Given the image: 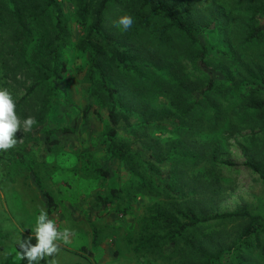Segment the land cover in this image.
<instances>
[{"label":"rangeland","instance_id":"374dc122","mask_svg":"<svg viewBox=\"0 0 264 264\" xmlns=\"http://www.w3.org/2000/svg\"><path fill=\"white\" fill-rule=\"evenodd\" d=\"M58 1L62 25L70 32L65 39L67 46L59 52L58 61L65 64L62 79L52 83L54 91L42 85L41 91L27 99V106L23 105L25 113L17 115L21 130L14 134L18 143L11 150L18 159L7 150L0 151V264H27L26 259H17V242L35 235L36 218L42 211L59 232L73 233L67 243L56 242L58 252L45 258L50 264H176L177 259L169 255L135 253L133 250L139 220L150 206L170 200L183 201L173 196L180 194L158 190L175 177L190 181L196 175L200 179L198 185L208 187L205 190L207 196L213 190L217 193L214 194V208L207 214L246 208L251 214L260 215L263 222L264 184L246 162L264 156V122L257 119L255 112L246 110L240 100L250 89L257 87L252 85L251 88L235 77L223 87L218 86L216 93H206L186 116L190 130H180L166 122L134 126L140 122L138 116L131 117L129 122H120L116 138L128 142L130 149L139 153L143 161V167H138L139 175L131 179L130 166L107 152V132L111 126L109 107L102 99L90 94L86 73L88 58L73 48V42L80 34V27L72 17L74 5L68 0ZM242 1L228 0L220 5L223 13L217 11L216 15L219 14L221 19L201 35V40L213 49L228 54L233 52L243 61H259L264 56V42L252 46L241 44L243 25L248 21V16L236 13ZM206 2L209 3L201 0L199 5L203 7ZM201 16L207 18L208 14ZM256 24L264 27V11L257 14ZM49 26L51 28L52 23ZM207 60L208 69H214L218 64L213 52L208 54ZM194 69L190 66L185 70L187 75L192 73L193 80L203 76L202 71ZM17 79L23 80L19 76ZM13 81L4 78L0 67V89H7L17 102L24 95L27 84ZM260 94L264 98L263 86H260ZM149 100L156 106L169 104L164 94L155 92H150ZM29 117L35 121L30 128L23 124ZM159 147L163 149L164 160L156 157ZM213 151L218 163L215 167ZM87 157L91 163L108 171V176H99L92 170L86 172L83 166ZM211 170H215L218 184L212 181ZM34 174L54 199L55 208L50 212L35 185ZM139 178L152 183V188L138 191ZM175 184L170 186L175 188ZM112 189H122L119 197L124 200L112 198ZM100 196L112 198L108 211L97 201ZM243 225L244 222L224 220L198 226L197 239L203 252L217 255V251L237 240ZM93 228L97 232V246L92 243ZM203 235H206L204 240ZM260 238L264 240V232L260 233ZM31 243H36L34 237ZM259 253L255 248L245 251L246 264H264V255ZM220 260L221 264H233L223 255Z\"/></svg>","mask_w":264,"mask_h":264},{"label":"trees","instance_id":"16d2710c","mask_svg":"<svg viewBox=\"0 0 264 264\" xmlns=\"http://www.w3.org/2000/svg\"><path fill=\"white\" fill-rule=\"evenodd\" d=\"M68 1L74 5L72 17L80 27L73 48L88 58L89 92L109 107L111 126L107 132V152L117 161L130 166L131 179L139 175L138 167H143L141 155L130 149L128 142L117 139L116 135L117 125L129 122L133 116L140 118L139 124L134 126L146 127L166 122L177 129L190 130L186 116L199 98L211 91L216 93L218 86L223 87L238 77L251 88L252 85L257 87L250 89L240 100L246 110L255 112L257 119L264 122V98L260 94V86L264 87V56L259 61H243L233 52H221L201 40V35L221 19L216 13H223L220 5L228 0H208L209 3H204L203 7L199 5L201 0ZM262 11L264 0H243L238 5L236 13L248 16L243 25L242 45L264 42V27L256 24L257 14ZM205 13L208 17L202 18ZM122 15L134 17V25L128 31L115 26ZM62 17L58 0H0V67L5 79L27 84L24 95L15 102L17 115L25 113L23 105L27 106V99L41 91L44 88L42 85L54 91L53 84L62 79L65 64L59 63V52L67 46L65 39L70 36L62 25ZM210 52L218 59L214 69H208L207 56ZM189 54L191 56L187 58ZM190 66L202 71L203 76L193 80L192 73L187 75L186 72ZM17 76L23 80H18ZM202 83L204 85L198 87ZM150 92L164 94L169 104L154 105L149 100ZM157 151L156 157L164 160L163 149L159 147ZM7 152L17 158L11 149ZM212 157L213 167L218 166L215 151ZM246 166L257 173L264 184V156L248 160ZM83 169L108 176V171L91 163L88 157ZM214 171L209 173L212 181L218 184ZM34 180L50 212L55 208L54 199L35 174ZM138 181V191L152 188V183L142 178ZM173 182L177 183L175 188L170 186ZM199 182L196 175L190 181L185 177H175L160 186L159 191L180 194L173 196L183 201L158 202L147 209L139 220V230L133 241L134 252L169 255L177 259L176 264H221L220 255L229 257L233 264H246L244 252L254 248L263 256L264 240L260 238V233L264 232L262 217L251 214L246 208L230 213L207 214L214 208V194L217 193L213 190L207 196L205 190L208 187L202 188ZM110 193L112 198L124 200L119 197L122 189H112ZM111 197H97L105 211L112 203ZM224 220L244 222L237 240L217 251V255H206L197 239L198 226ZM96 238L97 232L93 228L94 246H97ZM202 238L204 240L206 235ZM41 264L50 263L45 259Z\"/></svg>","mask_w":264,"mask_h":264},{"label":"clouds","instance_id":"9594fccd","mask_svg":"<svg viewBox=\"0 0 264 264\" xmlns=\"http://www.w3.org/2000/svg\"><path fill=\"white\" fill-rule=\"evenodd\" d=\"M134 25V17L131 15H122L116 21L115 26L122 31H128ZM35 123L34 119L29 117L24 120L25 127H31ZM21 130V122L16 113V104L11 93L7 89H0V151L12 149L18 140L14 134ZM73 233L65 230L63 233L57 230L54 222L49 219L47 213L41 212L36 218L35 235L17 242L19 254L18 260H27V264H41L46 257H53V254L59 250L57 241L67 243ZM36 243H31L32 238Z\"/></svg>","mask_w":264,"mask_h":264}]
</instances>
